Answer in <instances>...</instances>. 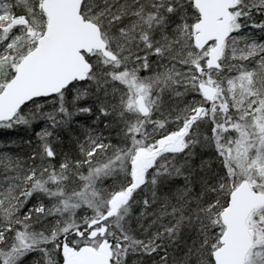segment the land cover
Wrapping results in <instances>:
<instances>
[{"label":"snow or ice","instance_id":"obj_1","mask_svg":"<svg viewBox=\"0 0 264 264\" xmlns=\"http://www.w3.org/2000/svg\"><path fill=\"white\" fill-rule=\"evenodd\" d=\"M0 129V264H264V0H0Z\"/></svg>","mask_w":264,"mask_h":264},{"label":"trees","instance_id":"obj_2","mask_svg":"<svg viewBox=\"0 0 264 264\" xmlns=\"http://www.w3.org/2000/svg\"><path fill=\"white\" fill-rule=\"evenodd\" d=\"M6 132V130H2L0 129V146L4 145V144H7L8 141H9V136L8 135H5L4 133ZM22 134V133H21ZM11 137L13 139H18V136L16 134V132H12L11 133Z\"/></svg>","mask_w":264,"mask_h":264}]
</instances>
